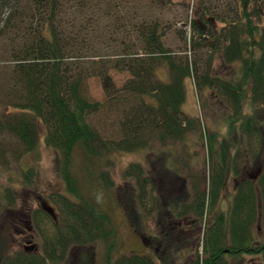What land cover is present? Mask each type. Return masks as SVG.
Segmentation results:
<instances>
[{"label":"trees","instance_id":"16d2710c","mask_svg":"<svg viewBox=\"0 0 264 264\" xmlns=\"http://www.w3.org/2000/svg\"><path fill=\"white\" fill-rule=\"evenodd\" d=\"M111 2L101 0L107 7ZM232 2L233 7L227 5L228 14L209 16L208 8L202 7L200 16L191 17L189 25L193 48L208 45L210 58L215 56L221 68L235 67L236 81L213 78L209 68L198 77L186 52L177 56L163 45L157 23L135 25L139 49L134 48L136 42L125 46L122 41V49L116 55L82 57L80 51L90 45L80 38V29H84L80 27V15L85 2L0 0V37L5 36L11 63L6 66V83L0 86V129L14 138L23 152L33 151L43 135L44 144L56 152L57 171L65 189L56 194L57 221L50 219L43 207L33 214L32 224L42 238V251L28 256L10 255L2 264H50L63 259L76 264L78 259L72 252L76 248L81 250L79 264H95L92 248L98 242L107 245L103 264H176L174 260L182 259L185 251L181 250V244L186 242L182 240V226L189 220V224L196 220L200 224L208 208L211 223L204 226L203 256L196 249L195 253H186L182 264H223L224 257L239 259L242 255L258 256L264 264V164L256 151L264 150V0ZM64 4L71 17L67 20L61 10ZM92 19L98 20L93 16ZM116 21H121L119 15ZM213 24L222 26L216 29ZM163 66L167 68L169 83L160 75ZM112 68L130 74L120 88L109 74ZM192 76L196 78L195 86L215 87L228 99L227 137L219 143L215 132L200 130L199 117L183 111L184 81ZM90 77L99 78L106 98L120 106L117 137L112 140L103 138L87 120L88 114L101 104L86 95L85 81ZM7 93L10 100L5 99ZM244 104L248 105L249 114L243 112ZM7 106L11 109L4 112ZM192 129L199 141L206 140L212 167L208 188L197 185L191 192L174 161L177 150L173 145L186 143ZM155 145L160 148L153 157L146 158V165L141 161L132 163L122 173L124 184L120 188L124 198L120 199L121 193L114 191L108 170L111 154L143 150L152 153ZM78 151L85 162L80 174L73 168ZM20 156L19 151L17 157ZM256 166L262 170L248 177L247 170ZM32 172L28 169L23 174L24 183L32 182ZM230 178L233 194L227 225L225 212L215 209ZM172 190L176 193L170 194ZM12 192L9 187L1 191L0 218L13 214L16 199ZM110 197L124 209L143 243L156 249L154 254L146 253L145 248L142 253L114 256L117 233L107 209ZM40 214L52 224L50 233ZM145 215L155 216L159 229L160 238L152 243L139 228ZM16 218L19 217L15 216L17 224L27 221ZM189 224L187 227H191ZM180 234L181 238L177 237ZM178 238L181 243H176Z\"/></svg>","mask_w":264,"mask_h":264},{"label":"rangeland","instance_id":"374dc122","mask_svg":"<svg viewBox=\"0 0 264 264\" xmlns=\"http://www.w3.org/2000/svg\"><path fill=\"white\" fill-rule=\"evenodd\" d=\"M80 2H85V5H83L84 9L80 15V27L84 28L80 29V31H83L81 34L83 38L81 36L80 38L85 39V41L90 44L87 48L80 51L82 57H85L84 55H103L106 53L116 55L122 49V41H124L125 46H131L136 42L134 44L135 47H133L139 49L141 45L136 39L135 25L141 22H154L158 25L157 32L161 36L163 45L177 56L183 55L186 52L189 61L196 66L198 77H202L209 68V73L213 78L232 81L237 80L235 78L238 74L235 71V67L234 69L232 68L233 66L221 68L220 62L215 56L210 58V47L208 45L193 48V32L189 25V19L191 17L197 19L200 16L202 7L208 8L209 16H214V13H230L229 9H227V5L230 4L233 7L234 3L232 0H170L168 2H158L157 0H119V3L117 0H112L108 7L102 5L101 0H98L97 3L93 0H80ZM116 3L118 6H116ZM65 5L66 4H64L61 10L64 19L67 20L71 17L67 13V10L65 11L67 8ZM105 12H108L109 16H103ZM118 15L121 17L120 22L116 21ZM92 16L96 17L98 20L94 21ZM60 17L63 18L62 15ZM262 23V25H264V16L262 18ZM213 26L219 29L222 24H213ZM3 37H0V86L6 83L8 76V69L6 66L11 64L7 55L6 41ZM207 38L210 39V35H208ZM210 59L211 64L209 66ZM160 73L162 78L169 83L167 68L165 66L160 68ZM109 74L114 85L119 88L130 78L128 72L113 68L109 70ZM195 79L192 76L184 81L185 102L183 111L186 114L199 117L200 130H202L203 133L215 132L216 140L219 143V141L227 137L225 120L228 112H230L228 99H226L215 87L199 88L195 86ZM84 87L86 88V95L90 100L99 101L101 103L96 111L88 114V122L103 138H109V140L116 138L118 132V119L120 117V106L115 105L113 101L106 98L99 78L90 77L86 79ZM9 93L6 95V100H10L8 96ZM146 101L150 102L152 99L147 98ZM7 109H11V107H5L3 109L4 112ZM245 111L247 114L250 113L247 104L243 105V112ZM203 127L204 130L202 129ZM195 132L196 130L192 129L186 143L175 142L173 145V149L177 150L174 161L182 173L181 177L187 180L189 190L197 185L207 189L212 167V161L208 158L206 140L203 138V140L199 141L198 135L195 134ZM235 139H237V137ZM157 147L159 146L155 145L152 147V153L143 150L142 152L130 153L116 151L111 154V163L108 164V170L113 179L114 191L118 190L121 193L120 199L124 198V194H122L120 188V185L124 184L122 173L128 169L132 163H140L141 161L146 165V158L149 159V157H153V154L158 152ZM19 151L21 156L17 157ZM256 151L263 165L264 150H261V153L259 149ZM57 165L56 152L44 144L43 135L40 137L39 143L33 151L23 152L17 141L4 130L0 129V194L6 187H9L12 189L13 196L15 195L16 199L15 206H13V214L8 215V213L4 211L7 215L0 218V264H2L4 258L10 255L27 253L28 256L30 255L29 253L42 251L43 241L42 238L39 237L37 230L34 229L36 225L32 224L33 214L36 210H40L43 205H49L58 212L56 206L58 198L56 194L65 192V189L59 177ZM84 167L85 162L78 151L74 155L73 168L77 174H80ZM259 167L261 166H256L253 169L250 168L247 170L246 175L248 177H253L258 170H262V168ZM228 168L229 164L227 165V174L229 173ZM28 169H33L31 175L32 182L24 183L23 174ZM175 193V190L170 191V194ZM232 194V179L230 178L215 209V211L218 209L225 212L227 225L229 224L228 221L231 212L232 199L230 195ZM191 195L192 193L189 196L188 202H190ZM162 204H164V201H162ZM146 206L148 209L151 207L149 200L146 201ZM162 208H164V206ZM107 209L112 216L117 233V244L115 246L117 254L114 256L119 253H142L145 248L147 250L145 251L146 253H155V248H152L150 244L149 246H151V248H149L148 245L146 246L145 243H143L138 233L134 230V226L132 227V222H130L124 209L117 205L113 197L108 198ZM17 215H20V217L16 219H22V221L27 219L26 223L17 224L15 220V216ZM42 216L43 215L40 214V220L43 221L45 224L44 228H47L50 233L53 230V226L46 217L43 216L42 218ZM210 216L211 211L210 208H208L207 211L205 210L200 224H198L199 220H196L194 222L195 224H189V220L187 224L191 227H187V224L182 226V240L184 241L186 239V242L183 244V246L185 245L184 248H182L183 246L181 244V250L185 251L181 254L182 259L176 258L174 260L176 264H182L183 260L186 259V257H184L187 255L186 253H195L196 249H198V253L203 256L202 241L204 239L203 237H205L204 226L208 225L211 219ZM139 219L140 218L137 220ZM155 220V216L145 215L143 218L144 227L142 223L139 224L140 230H143L144 234L147 235L150 239V243H152V240L155 241L160 238L158 234L159 229L155 225ZM258 231H260L259 228ZM150 236H154V239L150 238ZM177 237L181 238V234ZM180 238L176 240V243H181ZM106 246L105 242L94 244L92 249H94L93 259L95 264L104 263L103 255ZM161 246L162 245L159 244L158 248ZM80 251V248L72 250L74 255H76L74 256L75 259H77ZM223 260V264H261L260 257L248 255L241 256L239 259L224 257ZM75 263L79 264L78 261H75Z\"/></svg>","mask_w":264,"mask_h":264},{"label":"flooded vegetation","instance_id":"af4514ba","mask_svg":"<svg viewBox=\"0 0 264 264\" xmlns=\"http://www.w3.org/2000/svg\"><path fill=\"white\" fill-rule=\"evenodd\" d=\"M47 213V212H46ZM16 214V213H15ZM19 214V213H18ZM58 213H57V211H55L54 210V213H52V214H48L47 213V215L49 216V218L50 219H52L53 221H57L58 219V215H57ZM18 217H20V215H17ZM81 252V251H80ZM35 253H39V252H36L35 251ZM79 255H78V257H77V259H78V261H79V263H80V253H78ZM85 255V254H84ZM50 264H68V261H67V259H66V261H65V259H63V260H61V261H54V262H50Z\"/></svg>","mask_w":264,"mask_h":264},{"label":"water","instance_id":"95a60500","mask_svg":"<svg viewBox=\"0 0 264 264\" xmlns=\"http://www.w3.org/2000/svg\"><path fill=\"white\" fill-rule=\"evenodd\" d=\"M46 210L50 213V214H52L53 213V211H52V209L51 208H49V207H46Z\"/></svg>","mask_w":264,"mask_h":264}]
</instances>
